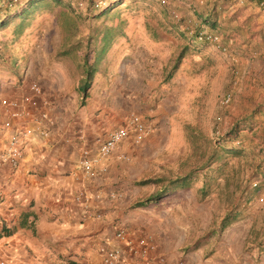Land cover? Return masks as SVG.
<instances>
[{
    "label": "rangeland",
    "instance_id": "1",
    "mask_svg": "<svg viewBox=\"0 0 264 264\" xmlns=\"http://www.w3.org/2000/svg\"><path fill=\"white\" fill-rule=\"evenodd\" d=\"M99 1L0 0V134L2 99L33 81L69 117L89 100L91 124L138 114L148 131L110 180L117 220L153 236L166 264H264V5ZM203 29L226 50L197 41ZM189 173L150 200L161 185L144 180Z\"/></svg>",
    "mask_w": 264,
    "mask_h": 264
},
{
    "label": "crops",
    "instance_id": "2",
    "mask_svg": "<svg viewBox=\"0 0 264 264\" xmlns=\"http://www.w3.org/2000/svg\"><path fill=\"white\" fill-rule=\"evenodd\" d=\"M91 96L89 92L86 97ZM47 107L51 112V120L44 124L48 134L34 133L18 167H0V258L8 259V264H67L69 260L102 264L100 243L123 225L109 196L115 191L110 180L118 162L123 161L122 155L127 154L126 145L135 141L134 129L129 126L131 116L120 125L110 116L105 122L91 124L93 106L89 100L77 117L62 114L51 101ZM14 122L39 126L28 119ZM120 126H128L129 135L98 165V174L86 178L79 168L82 149L97 151L100 141ZM7 140V134L3 137L1 133L0 149ZM97 191L104 194L101 201L94 199ZM80 192L92 195V206L76 200ZM97 210L103 213L102 218L96 216Z\"/></svg>",
    "mask_w": 264,
    "mask_h": 264
},
{
    "label": "built area",
    "instance_id": "3",
    "mask_svg": "<svg viewBox=\"0 0 264 264\" xmlns=\"http://www.w3.org/2000/svg\"><path fill=\"white\" fill-rule=\"evenodd\" d=\"M19 1V0H15ZM102 0L96 3L101 6ZM264 5V0L260 2ZM83 5V1H80ZM192 32V31H191ZM195 39L199 42H208L221 48V37L207 29L200 30ZM226 50V47H223ZM232 93L228 92L223 100L224 104L230 103ZM4 113L7 118L2 125V131L7 134L8 140L3 149H0V167L3 164H10L12 167H18L26 155V146L39 130L44 135L48 134V130L44 129V124L51 120V112L48 109L49 101L44 97V91L39 82L30 83L27 91L22 95L5 97L1 101ZM46 106L45 108H41ZM15 119L33 120L39 125L37 128L30 125H16ZM129 126L134 129L135 141L139 142L148 131V125L138 114H133L129 119ZM129 135L128 126H120L108 133V135L100 141L97 151L93 152L90 148L82 149V157L79 161V168L83 171L86 178L94 177L98 174V165L103 159L110 156L117 146ZM125 157V155H122ZM118 191H112L110 197H119ZM104 197L102 191H97L94 199L101 201ZM92 195L86 192H80L76 196L77 201L92 206ZM98 218L103 217V213L96 211ZM3 215L0 212V222ZM99 252L102 256V264H166V257L160 252L159 246L155 238L148 233L138 235L132 234L127 226L121 225L117 227L113 235L107 234L99 245ZM0 264H8V259L0 258ZM243 264H252L251 260H245Z\"/></svg>",
    "mask_w": 264,
    "mask_h": 264
},
{
    "label": "trees",
    "instance_id": "4",
    "mask_svg": "<svg viewBox=\"0 0 264 264\" xmlns=\"http://www.w3.org/2000/svg\"><path fill=\"white\" fill-rule=\"evenodd\" d=\"M258 1L261 2L263 0H258ZM94 68L95 67L92 66L91 69L88 70V77L89 78H87L85 80L84 84H83V90L85 91L86 95L88 94L87 93V90L91 86V84H90V82H91L90 78H91V74L93 73ZM192 177H193V174H190L189 173L187 175L179 176V177H176V178L172 179L169 184L162 183V182H164V179H155L154 181H152L150 179H147V180H144L143 183L155 182V183L161 185V189L158 192V194L155 195V196H153V197H151V199H150V200H154V199H159L163 195L171 194V193L177 191L178 189H181V188L186 187L187 185H189L191 183ZM144 204H146V203L145 202L139 203V205H144ZM230 216H231V214H229L225 218V223L224 224H227L228 223V221L231 218ZM67 264H84V263H81V262L76 261V260H69Z\"/></svg>",
    "mask_w": 264,
    "mask_h": 264
}]
</instances>
